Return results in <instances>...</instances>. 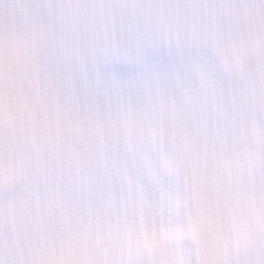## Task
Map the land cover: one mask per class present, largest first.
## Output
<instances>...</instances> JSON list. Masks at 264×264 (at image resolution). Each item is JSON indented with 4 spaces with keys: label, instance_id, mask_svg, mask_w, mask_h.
Here are the masks:
<instances>
[{
    "label": "clouds",
    "instance_id": "9594fccd",
    "mask_svg": "<svg viewBox=\"0 0 264 264\" xmlns=\"http://www.w3.org/2000/svg\"><path fill=\"white\" fill-rule=\"evenodd\" d=\"M0 264H264V0H0Z\"/></svg>",
    "mask_w": 264,
    "mask_h": 264
}]
</instances>
